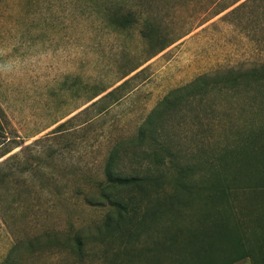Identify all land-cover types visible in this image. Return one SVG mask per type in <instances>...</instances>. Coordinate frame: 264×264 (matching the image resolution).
Wrapping results in <instances>:
<instances>
[{
	"label": "rangeland",
	"instance_id": "374dc122",
	"mask_svg": "<svg viewBox=\"0 0 264 264\" xmlns=\"http://www.w3.org/2000/svg\"><path fill=\"white\" fill-rule=\"evenodd\" d=\"M260 75L264 0H0V264H138L149 228L97 233L112 173L264 182Z\"/></svg>",
	"mask_w": 264,
	"mask_h": 264
},
{
	"label": "trees",
	"instance_id": "16d2710c",
	"mask_svg": "<svg viewBox=\"0 0 264 264\" xmlns=\"http://www.w3.org/2000/svg\"><path fill=\"white\" fill-rule=\"evenodd\" d=\"M216 165L212 159L206 170L195 175L192 168H176L170 177L159 174L158 168L139 169L127 177L112 173L113 191L102 197L109 209L97 227L98 235L109 229L124 245L138 236V228H149L144 243L124 245V252L117 255L138 264H215V251L221 250L230 257L218 264L244 258L250 264H263L246 237L250 228L248 238L254 236L258 253H264V182L223 176ZM241 206L249 208L245 214L239 213ZM51 234L45 236L61 237L59 232ZM70 237L78 249L79 232Z\"/></svg>",
	"mask_w": 264,
	"mask_h": 264
},
{
	"label": "crops",
	"instance_id": "0c3cea01",
	"mask_svg": "<svg viewBox=\"0 0 264 264\" xmlns=\"http://www.w3.org/2000/svg\"><path fill=\"white\" fill-rule=\"evenodd\" d=\"M100 95V94H99ZM240 264H248V263H240Z\"/></svg>",
	"mask_w": 264,
	"mask_h": 264
}]
</instances>
